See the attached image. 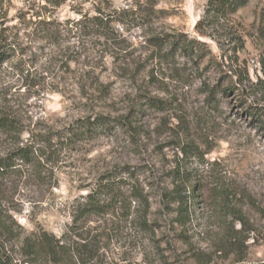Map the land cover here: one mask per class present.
Returning <instances> with one entry per match:
<instances>
[{"label":"rangeland","instance_id":"obj_1","mask_svg":"<svg viewBox=\"0 0 264 264\" xmlns=\"http://www.w3.org/2000/svg\"><path fill=\"white\" fill-rule=\"evenodd\" d=\"M205 2L0 0V30L15 41L0 68V112L24 130L0 133V156L19 140L38 149L34 165L0 174V264L264 261V0L233 16L238 51L236 41L199 34ZM95 15L101 34L81 25ZM39 19L59 35L33 32ZM179 33L206 50L190 55L157 40ZM100 114L115 127L75 141L53 136ZM126 166L134 177H117L131 205L73 223L74 206ZM181 183L183 203L168 196ZM43 232L63 238L61 262L29 261L27 240Z\"/></svg>","mask_w":264,"mask_h":264},{"label":"trees","instance_id":"obj_2","mask_svg":"<svg viewBox=\"0 0 264 264\" xmlns=\"http://www.w3.org/2000/svg\"><path fill=\"white\" fill-rule=\"evenodd\" d=\"M152 5H156L159 0H149ZM249 0H206L204 5V12L200 19L196 23V29L202 36H207L213 40H218L222 46L220 40H228L231 42L236 41L238 46L235 51L244 47L243 38L240 33L235 29V23L233 22V16L236 15L240 9L248 4ZM99 15L85 17L87 24H81L82 27L86 25L90 26V31L96 32L103 26V20ZM33 32L41 35L45 39H55L59 35L60 31L57 26L46 19H39L33 21ZM98 29V30H97ZM5 32L0 30V68L11 59L9 52L13 51L15 41L8 40ZM157 40H176L174 47L181 49L183 52L194 55L195 53L199 56L204 52L205 43L200 41L197 37H189L185 33H179L177 35H169L166 37L158 38ZM57 42V40H51ZM206 50V49H205ZM243 85L244 80L239 81ZM252 113L258 114V111L253 110ZM260 123L264 124V118L261 116L258 118ZM115 119L107 115H96L94 117L79 118L74 121L71 125L63 128L60 131H56L55 137L63 141H75L82 138H91L99 135L106 130H110L114 126ZM24 130L21 127V123L14 118L12 115L6 112H0V133H6L8 135L20 136ZM52 136V137H53ZM52 137L43 138L47 143H51ZM23 143L19 140L18 143L11 147L5 155L0 156V174L13 173L18 166L22 163L24 165L35 163L34 159L37 157L36 149L33 145ZM184 154L188 152L193 153V150H188L186 147H182ZM196 155V154H195ZM37 165V164H36ZM127 173L131 177L135 175V169H130L126 166L120 173L111 175L104 174V176L97 182L95 187L91 189L83 198L79 201L72 209L73 223L82 221L91 216H105L108 214H115L118 208H122L127 202L131 205V198L134 196L132 193L129 194L128 187L118 179V175ZM188 184L191 182V178L185 180ZM185 184H177V186L169 192L171 199H178L180 202H185V198H181L179 188L183 187L185 190ZM130 186V185H129ZM195 188V185L193 186ZM192 193V192H191ZM135 194V192H134ZM194 193H192L193 195ZM136 195V194H135ZM176 197V198H175ZM187 198V197H186ZM8 231V230H7ZM54 239V240H53ZM29 244V261L40 262L44 258L53 260L56 263L61 262L60 253L64 249L63 238L55 239L54 237L48 236L46 232H43L39 238L27 240ZM83 247L85 245H82ZM1 251V247H0ZM240 264H264V261L247 263L242 262Z\"/></svg>","mask_w":264,"mask_h":264}]
</instances>
